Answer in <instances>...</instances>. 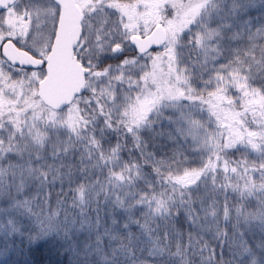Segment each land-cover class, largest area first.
Segmentation results:
<instances>
[{"label": "trees", "instance_id": "16d2710c", "mask_svg": "<svg viewBox=\"0 0 264 264\" xmlns=\"http://www.w3.org/2000/svg\"><path fill=\"white\" fill-rule=\"evenodd\" d=\"M108 1L141 10L154 0ZM155 1L180 35L163 68L144 70L160 49L123 45L94 64L81 56L89 77H113L117 88L90 85L63 111L40 101L34 80L0 84V211L11 209L16 229L0 234L13 244L3 264H264V0L225 20L240 37L222 45L248 75L217 78L203 62L214 26L193 14L214 0ZM145 89L157 91L149 114L138 108Z\"/></svg>", "mask_w": 264, "mask_h": 264}, {"label": "rangeland", "instance_id": "374dc122", "mask_svg": "<svg viewBox=\"0 0 264 264\" xmlns=\"http://www.w3.org/2000/svg\"><path fill=\"white\" fill-rule=\"evenodd\" d=\"M108 2L110 1L76 0V3L81 11L82 25L84 29L82 40L76 49V54L79 56V59L82 56L88 58L89 61H92L94 59L99 60L104 56L115 52L118 54L121 51V46L123 47L124 45L127 48L129 46L131 47L130 39L132 36H146L157 25L161 24L167 30V40L162 47L158 48L160 49L159 52L152 55L154 57L153 64L151 61L152 56L150 54L149 55L151 57L147 55L143 63L144 70L145 68L147 69V65L152 68H163V62H161V59H164L166 55L168 58L173 56L172 47L177 38V44L179 43L180 35L177 30L171 31L169 25L162 23V17L157 1L154 0L148 2L141 10H129L123 8L112 9V4H109ZM245 7L248 8V0H214L212 2L206 1L201 5L199 4L193 10V14L196 16L202 13L204 14L205 27L214 26L212 30H208V39L204 40L207 48L204 51L203 62L207 64L210 69L216 70V74L218 75L216 78L220 77L219 74L234 71H243L245 75L246 73L248 75V62L241 58L238 54L230 55L228 50L222 45L223 41L227 40L228 37L235 41H237L240 37V34L238 33L231 35L229 33H225V31L227 32L230 30L229 25H226L229 23H226V21L240 18L241 15L244 14L243 11H245ZM59 15L60 6L54 0H17L13 6L5 10V12L0 16V53L3 49L4 43L8 40H12L16 45L30 50L31 53L35 54L37 57L45 58L55 37ZM213 19H215V24ZM232 53H234V51H232ZM0 60L3 62L0 63L1 89H3V87H6V89L10 88V86L11 88L14 87V82H11V78H13L14 75L24 76L23 79L26 78L27 80H34L37 83L44 76V71L41 69L25 73H20L18 70L10 69L11 67H17L8 62L1 54ZM5 65L8 66L6 69L4 68ZM153 74L155 75V72ZM114 83L115 81L113 77L108 78L106 76L105 79L102 78V74L98 73L92 77L88 76L87 90L88 87L92 85L97 93H101V91L105 93L104 91H106L108 94H111L117 88V86L115 88ZM35 92L37 95V89ZM156 98V90H143L137 99L139 110L144 114H149L152 104L157 103ZM86 100L87 97H85L82 102ZM0 103L4 104L1 100ZM117 111L119 113L121 109ZM183 116H185V114H183ZM186 126H188V120L181 119L178 123L176 132H178V134H184L183 129L184 132H186ZM165 131L168 130L162 129L161 132ZM173 137L177 139V134L173 133ZM185 139L186 147L188 148V138L185 137ZM184 146L185 145L182 144L180 145V148ZM159 147H161V145H159ZM226 168L227 166H224V169ZM192 176L193 175L191 173L184 174V182H189ZM2 181L3 184L5 182L8 183L9 179L6 176H3ZM20 181L21 178H18L17 186L19 190L22 187ZM1 185L2 182L0 180V186ZM25 188L26 187H24L22 191H24ZM3 207H10V205H4ZM10 212V208H3L0 211L1 235L10 234L16 230L11 228V226L13 227V221L10 217ZM20 231L23 232L24 230L22 229ZM0 248V264H3L6 261L5 253L12 251L13 244L12 242L7 244L1 241ZM158 250V246H155L152 254L155 252L158 253Z\"/></svg>", "mask_w": 264, "mask_h": 264}, {"label": "water", "instance_id": "95a60500", "mask_svg": "<svg viewBox=\"0 0 264 264\" xmlns=\"http://www.w3.org/2000/svg\"><path fill=\"white\" fill-rule=\"evenodd\" d=\"M17 0H0V13L13 6ZM60 6V15L52 47L46 59L6 41L2 55L12 65L27 69H43L37 96L54 111H63L87 92L90 69L79 60L76 49L83 37L82 15L76 0H54ZM167 40L166 28L159 24L148 35H134L130 44L139 54L163 46Z\"/></svg>", "mask_w": 264, "mask_h": 264}, {"label": "flooded vegetation", "instance_id": "af4514ba", "mask_svg": "<svg viewBox=\"0 0 264 264\" xmlns=\"http://www.w3.org/2000/svg\"><path fill=\"white\" fill-rule=\"evenodd\" d=\"M17 2V1H16ZM5 11H3L2 13H0V16H1V14H3ZM52 47V46H51ZM51 49V48H50ZM1 55H2V50H1ZM43 70V69H42Z\"/></svg>", "mask_w": 264, "mask_h": 264}, {"label": "snow or ice", "instance_id": "6c2138e0", "mask_svg": "<svg viewBox=\"0 0 264 264\" xmlns=\"http://www.w3.org/2000/svg\"><path fill=\"white\" fill-rule=\"evenodd\" d=\"M261 188H264V185H261Z\"/></svg>", "mask_w": 264, "mask_h": 264}]
</instances>
